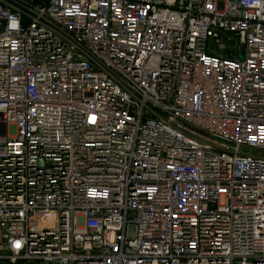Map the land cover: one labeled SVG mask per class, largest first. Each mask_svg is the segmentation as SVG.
Segmentation results:
<instances>
[{
    "label": "built area",
    "instance_id": "obj_1",
    "mask_svg": "<svg viewBox=\"0 0 264 264\" xmlns=\"http://www.w3.org/2000/svg\"><path fill=\"white\" fill-rule=\"evenodd\" d=\"M264 264V0H0V264Z\"/></svg>",
    "mask_w": 264,
    "mask_h": 264
},
{
    "label": "water",
    "instance_id": "obj_2",
    "mask_svg": "<svg viewBox=\"0 0 264 264\" xmlns=\"http://www.w3.org/2000/svg\"><path fill=\"white\" fill-rule=\"evenodd\" d=\"M46 264H54V263H52V262H47Z\"/></svg>",
    "mask_w": 264,
    "mask_h": 264
}]
</instances>
